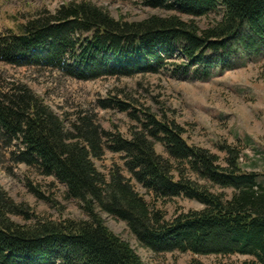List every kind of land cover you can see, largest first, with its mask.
<instances>
[{
    "label": "trees",
    "instance_id": "trees-1",
    "mask_svg": "<svg viewBox=\"0 0 264 264\" xmlns=\"http://www.w3.org/2000/svg\"><path fill=\"white\" fill-rule=\"evenodd\" d=\"M148 5L191 19L218 14L221 7V19L206 29L176 15L128 22L89 2L66 3L0 36V62L91 81L154 72L164 57L179 54L187 60L180 68L184 73L193 69L195 77L206 80L214 69L224 72L242 61L264 58V0H149ZM143 115L144 122L124 139L102 131L89 117L64 126L24 87L0 91V138L21 150L20 160L64 185L67 197L87 217L18 225L13 216L31 218L0 187V264H143L105 226L101 214L123 222L138 245L154 255H240L264 264V184L259 174L244 170L236 148L220 146L222 162L189 145L174 122ZM157 144L165 157L156 152ZM105 150L121 155L129 178L118 167L107 176L96 169L93 161ZM178 198L202 209L167 220L155 207Z\"/></svg>",
    "mask_w": 264,
    "mask_h": 264
},
{
    "label": "rangeland",
    "instance_id": "rangeland-1",
    "mask_svg": "<svg viewBox=\"0 0 264 264\" xmlns=\"http://www.w3.org/2000/svg\"><path fill=\"white\" fill-rule=\"evenodd\" d=\"M149 0H0V36L17 31L20 25L40 12L52 13L66 3L89 2L107 12L115 20L141 22L152 16H179L193 21L199 29H206L221 19L220 13L207 18L191 19L163 9H154ZM240 62V61H239ZM233 70L214 69L206 80L195 77L193 69L187 73L181 66L187 60L179 54L164 57L152 72L134 71L129 75L102 76L91 81H79L58 73L32 67H15L0 62V91L11 88L28 89L68 127L77 117H89L104 132L130 137L133 128L144 122L143 113L174 122L184 130V139L195 147L208 150L223 162L219 147L236 148L241 164L247 172L259 174L264 184V58L248 59ZM156 152L165 157L160 144ZM21 150L7 145L0 138V187L6 195L31 218L13 216L18 225L36 220H86L75 200L69 199L66 188L52 177L43 176L34 165L20 160ZM96 169L107 176L113 167L124 169L119 154L105 150L103 157L93 161ZM145 201L154 206L152 198L134 181L130 182ZM229 194V192H225ZM156 209L170 220L178 213L200 210L202 206L178 198L157 203ZM105 226L141 258L143 264H253L248 256H194L167 253L154 255L140 247L123 222L101 214Z\"/></svg>",
    "mask_w": 264,
    "mask_h": 264
}]
</instances>
